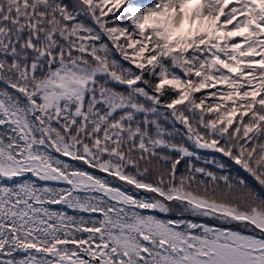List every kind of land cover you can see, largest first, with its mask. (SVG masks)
Here are the masks:
<instances>
[{"label":"snow or ice","instance_id":"1","mask_svg":"<svg viewBox=\"0 0 264 264\" xmlns=\"http://www.w3.org/2000/svg\"><path fill=\"white\" fill-rule=\"evenodd\" d=\"M0 264H264V0H0Z\"/></svg>","mask_w":264,"mask_h":264},{"label":"trees","instance_id":"2","mask_svg":"<svg viewBox=\"0 0 264 264\" xmlns=\"http://www.w3.org/2000/svg\"><path fill=\"white\" fill-rule=\"evenodd\" d=\"M137 2L142 3V4H147L150 3L151 0H137ZM205 155H207L209 158H211V153H204Z\"/></svg>","mask_w":264,"mask_h":264}]
</instances>
